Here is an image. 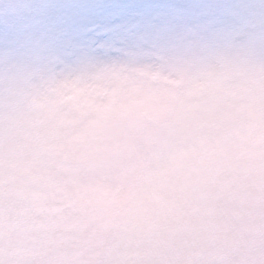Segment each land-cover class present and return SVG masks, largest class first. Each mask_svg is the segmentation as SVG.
<instances>
[{"label": "rangeland", "instance_id": "obj_1", "mask_svg": "<svg viewBox=\"0 0 264 264\" xmlns=\"http://www.w3.org/2000/svg\"><path fill=\"white\" fill-rule=\"evenodd\" d=\"M0 264H264V0H7Z\"/></svg>", "mask_w": 264, "mask_h": 264}, {"label": "clouds", "instance_id": "obj_2", "mask_svg": "<svg viewBox=\"0 0 264 264\" xmlns=\"http://www.w3.org/2000/svg\"><path fill=\"white\" fill-rule=\"evenodd\" d=\"M0 9H7V0H0Z\"/></svg>", "mask_w": 264, "mask_h": 264}]
</instances>
